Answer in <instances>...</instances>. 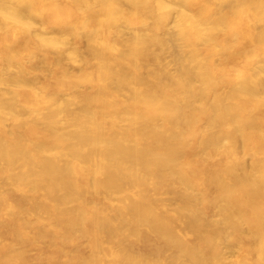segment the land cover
<instances>
[{"label":"bare ground","instance_id":"1","mask_svg":"<svg viewBox=\"0 0 264 264\" xmlns=\"http://www.w3.org/2000/svg\"><path fill=\"white\" fill-rule=\"evenodd\" d=\"M0 264H264V0H0Z\"/></svg>","mask_w":264,"mask_h":264}]
</instances>
